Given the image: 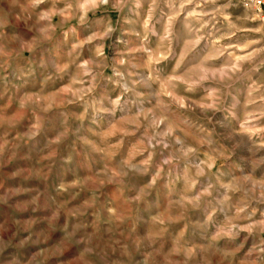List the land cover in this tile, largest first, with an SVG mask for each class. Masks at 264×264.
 I'll return each mask as SVG.
<instances>
[{
	"label": "rangeland",
	"instance_id": "374dc122",
	"mask_svg": "<svg viewBox=\"0 0 264 264\" xmlns=\"http://www.w3.org/2000/svg\"><path fill=\"white\" fill-rule=\"evenodd\" d=\"M30 2H0V30L31 45V51L25 48L16 63L9 61L8 72L25 67L33 56L50 57L53 65L47 72L48 79L35 88L51 105L47 115L55 120V114L65 113L69 127H79L78 135L97 149L79 144L75 136L56 146L57 163L52 166L49 183L65 186L63 199L58 201L62 207L84 203L90 193L80 185L95 179L93 173L103 166L101 157L106 153L115 159L124 152L134 163L147 162L150 174L131 182L137 188L152 183L157 172L163 177L137 205V230L144 234L165 227L160 221L173 215L169 201L179 199L167 184L172 174L184 175V165L177 166L170 153L185 148L192 151L189 162L193 167L189 171L197 177L193 193L202 200L217 195L207 186L209 173L215 174L216 187L221 195L227 194L229 205L241 196L264 191L260 183L264 165L241 173L228 163L221 166L215 155L222 149H227L232 160L251 154L247 137L264 144L259 139L264 136V116L256 118L264 104V20L254 7H248L250 3L108 0L113 31L109 32V24L104 23L90 29L78 27L75 35L66 38L63 32L67 29L62 31L56 25L60 20L72 22L71 10L66 11L63 4L53 8L51 0L28 9ZM91 11H99L95 0H81L80 13L88 17ZM21 16L26 19H18ZM40 16L44 19L37 25ZM40 26L47 29L49 38L37 46L33 38ZM88 36L94 39L82 43ZM225 135L231 138L225 140ZM73 150L79 155L70 165L59 166V158ZM85 159L100 160V164L89 169L84 166ZM170 166L175 171L166 174ZM112 187L107 185L105 190ZM175 188L182 189L183 181H177ZM38 191L40 211L35 215L44 218L54 208L47 200L46 189L41 186ZM125 198L131 196L126 194ZM252 206H256L255 201ZM108 212L121 214L115 207H109ZM198 216V210L189 213L191 219ZM213 220V231H217L225 225L226 216L217 211ZM173 231L176 235L184 231V238H191L182 223L168 226L158 239L166 241L169 249L172 245L168 237ZM244 235L241 233L240 238ZM250 247L251 238L235 253L236 264H241Z\"/></svg>",
	"mask_w": 264,
	"mask_h": 264
},
{
	"label": "clouds",
	"instance_id": "9594fccd",
	"mask_svg": "<svg viewBox=\"0 0 264 264\" xmlns=\"http://www.w3.org/2000/svg\"><path fill=\"white\" fill-rule=\"evenodd\" d=\"M43 2L31 0L26 7L32 9L36 3ZM51 3L53 8L63 4L66 11L71 10L72 22L60 20L56 25L62 31L67 29L63 32L66 38L75 35L78 27L90 29L108 23V31L114 30L108 20L111 12L108 0H95L99 11H91L88 17L80 13L81 0H51ZM89 7L91 9L92 5ZM41 19L44 17H39L37 25ZM48 38L47 29L40 26L33 43L39 46ZM92 39L93 36H88L82 43ZM25 48L31 51V45H24L16 35H5L0 30V60L3 61L0 63V264H236L235 253L249 238L252 247L241 264H264V191L241 196L235 204L229 205L227 194L221 195L216 187L215 174L209 173L207 186L217 195L202 200L193 193L197 177L189 171L193 167L189 162V156L193 155L190 149L170 153L178 162L177 166L184 165V175L172 174L175 169L171 166L166 173L172 174L167 187L176 191L179 199H170L173 215L160 221L166 226L157 231L147 234L138 231L136 210L139 202L150 194L156 180L163 177L157 172L152 183L137 188L131 182L149 175V167L147 162L134 163L124 152L115 159L110 153L101 157L103 166L93 173L95 179L80 185L90 193L84 203L62 207L58 201L63 199L65 186L49 183L52 166L57 163L56 146L67 137L75 136L79 144L90 146L92 151L97 149L82 134L78 135L79 127H69L65 113L55 114V120L47 115L51 105L44 102L45 98L35 88L48 79L47 72L53 65L50 57L33 56L25 67L17 66L8 72L9 61L16 63V57ZM260 116H264V104L260 105L256 118ZM230 138L229 135L224 137L225 140ZM246 139L251 142V154L232 160L227 149H222L215 153L221 166L228 163L243 173L264 165V144H257L252 137ZM259 139L264 141V136ZM175 142L181 143L179 139ZM76 155L79 154L73 150L60 157L59 166L70 165ZM98 164L100 160L84 161L89 169ZM181 180L183 188L176 190L175 184ZM260 183L264 184V180ZM107 185L113 187L106 191ZM41 186L46 189L47 200L54 208L44 218L35 215L40 211L38 189ZM126 194L131 199H126ZM100 196L104 200H100ZM254 201L255 207L252 206ZM109 207L120 209L121 214H109ZM195 210L201 216L191 219L189 213ZM217 211L223 212L226 220L223 227L213 231V213ZM124 221L130 222L125 224ZM180 223L183 229L189 230L191 238L185 239L184 231L179 235L173 231L168 237L172 245L169 249L166 241L158 237L168 231V226ZM241 233L246 235L240 238Z\"/></svg>",
	"mask_w": 264,
	"mask_h": 264
},
{
	"label": "built area",
	"instance_id": "2783aa9c",
	"mask_svg": "<svg viewBox=\"0 0 264 264\" xmlns=\"http://www.w3.org/2000/svg\"><path fill=\"white\" fill-rule=\"evenodd\" d=\"M244 1L250 4H254L255 5L254 8L258 11L262 19L264 20V0H244Z\"/></svg>",
	"mask_w": 264,
	"mask_h": 264
}]
</instances>
